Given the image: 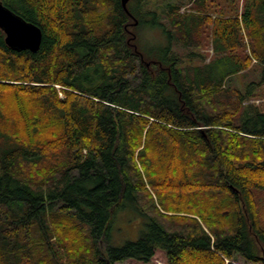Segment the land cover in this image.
Masks as SVG:
<instances>
[{
	"label": "trees",
	"instance_id": "16d2710c",
	"mask_svg": "<svg viewBox=\"0 0 264 264\" xmlns=\"http://www.w3.org/2000/svg\"><path fill=\"white\" fill-rule=\"evenodd\" d=\"M186 1L0 0L42 31L32 53L0 29V264H264V0Z\"/></svg>",
	"mask_w": 264,
	"mask_h": 264
},
{
	"label": "rangeland",
	"instance_id": "374dc122",
	"mask_svg": "<svg viewBox=\"0 0 264 264\" xmlns=\"http://www.w3.org/2000/svg\"><path fill=\"white\" fill-rule=\"evenodd\" d=\"M181 2L185 4L184 7L181 8V13L189 12L190 9L189 3L186 0H181ZM219 3H221L222 5L223 0H219ZM147 6H151V3H148ZM157 13H159V10H157ZM147 18L149 22L142 24L137 29L138 47L145 57L159 58L161 55H163V51L168 46V38L165 32V29H167L165 24L166 19L164 18L163 20V17L159 16V14L158 17L154 20L150 15H148ZM209 30L210 29H208L207 26L202 25L203 34L201 36V41L204 46L202 49V53L204 54V56H206L207 59L213 57V51L211 48V36ZM243 37H244V33L243 31H241L238 37L239 38L238 44H243V40H242ZM259 73H260L259 71L256 72L244 71V73L239 74L232 78L234 82V86L239 91L244 92L245 85L247 83L249 84L251 82L253 83L259 82V76H260ZM263 92H264V83L259 87V89L254 93V96L249 101V103L253 105H257L262 110H264V99L260 97V95ZM259 198L264 199V195L259 194ZM262 217L264 220L263 212H262ZM263 225H264V221H263ZM140 226H142V223L138 217H132V215L128 212L126 215H122L119 218L118 223H116L115 225L114 243H116V245H122L126 241L132 240L137 236V232ZM101 246H103V244H101ZM117 264H166V260L164 253L161 251H157L149 263L127 260ZM236 264H251V263L245 262L242 258H238Z\"/></svg>",
	"mask_w": 264,
	"mask_h": 264
},
{
	"label": "water",
	"instance_id": "95a60500",
	"mask_svg": "<svg viewBox=\"0 0 264 264\" xmlns=\"http://www.w3.org/2000/svg\"><path fill=\"white\" fill-rule=\"evenodd\" d=\"M129 0H121L123 7ZM0 29L5 35V44L16 52L36 53L41 45L42 31L28 23L0 3ZM264 255V253H263Z\"/></svg>",
	"mask_w": 264,
	"mask_h": 264
}]
</instances>
